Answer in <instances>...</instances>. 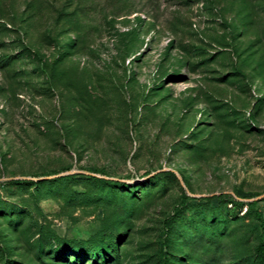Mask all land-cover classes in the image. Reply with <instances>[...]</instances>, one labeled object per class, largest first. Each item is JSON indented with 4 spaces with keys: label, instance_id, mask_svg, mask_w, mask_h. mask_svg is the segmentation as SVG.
Returning <instances> with one entry per match:
<instances>
[{
    "label": "rangeland",
    "instance_id": "rangeland-1",
    "mask_svg": "<svg viewBox=\"0 0 264 264\" xmlns=\"http://www.w3.org/2000/svg\"><path fill=\"white\" fill-rule=\"evenodd\" d=\"M262 235L264 0H0V264H264Z\"/></svg>",
    "mask_w": 264,
    "mask_h": 264
},
{
    "label": "trees",
    "instance_id": "trees-1",
    "mask_svg": "<svg viewBox=\"0 0 264 264\" xmlns=\"http://www.w3.org/2000/svg\"><path fill=\"white\" fill-rule=\"evenodd\" d=\"M64 175H67V174H64ZM108 181H110V182H112L111 180H108ZM226 194H224V193H220V194H218V195H213V197H224ZM258 218L259 219H261V216H258ZM261 223H263L262 221H261ZM263 235H262V237H261V239H260V245H259V251H261V246H262V244H263ZM260 255V257H262L263 258V254L262 253H260L259 254Z\"/></svg>",
    "mask_w": 264,
    "mask_h": 264
}]
</instances>
